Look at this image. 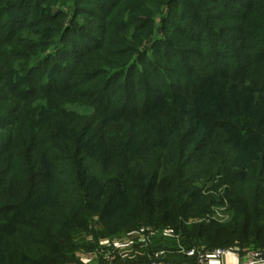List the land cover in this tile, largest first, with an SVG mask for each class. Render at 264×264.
Returning a JSON list of instances; mask_svg holds the SVG:
<instances>
[{"label":"trees","instance_id":"trees-1","mask_svg":"<svg viewBox=\"0 0 264 264\" xmlns=\"http://www.w3.org/2000/svg\"><path fill=\"white\" fill-rule=\"evenodd\" d=\"M35 1L0 6L14 23L0 26L1 45L30 26ZM123 1L87 0V24L73 9L66 32L49 30L44 56L31 45L15 77L0 62V264L70 262L85 235L104 237L95 225L169 224L207 250L264 247V76L249 77L264 70V0H146V16L114 22ZM156 16L163 36L134 56L116 31L149 34ZM101 56L118 60L100 66ZM238 89L237 107L226 100ZM198 129L203 143L192 145ZM216 181L225 198L196 186ZM206 195L226 199L232 220L186 227L205 215L194 204Z\"/></svg>","mask_w":264,"mask_h":264},{"label":"rangeland","instance_id":"rangeland-1","mask_svg":"<svg viewBox=\"0 0 264 264\" xmlns=\"http://www.w3.org/2000/svg\"><path fill=\"white\" fill-rule=\"evenodd\" d=\"M151 1H159V0H151ZM161 2H163L164 0H160ZM188 1V0H187ZM23 0H0V6H8L10 8H13V10H15L16 12L21 9V11L25 8V7H20L22 4ZM39 6H38V10L36 11V13L33 15L32 19V23H30V26L28 24V26H17L15 25L14 30H19L20 32L18 33V36L16 38H14L13 41H4L2 42V45L0 44V62L1 61H7V71H12L11 76H16L17 75V70L20 68V64L21 63H25L27 62L29 56L31 55V52L34 50L32 49L31 45H36L35 49L40 50L41 52L38 54L40 56H44L48 51V47L45 45L47 43L48 37L47 34L50 33L49 30H55L57 31V33L60 31H65L66 32V28L68 27L70 23L69 20L74 19V10L76 8V21L81 24L82 22L84 24L88 23V18L86 13L87 12H92V8L91 5H89V1L87 2V0H81L80 4L77 5V0H41L39 2V0L35 1ZM139 0H125L123 1V3H119L117 5L116 10V16L114 18H116L115 20H113L114 22H121V21H126L127 17H131V18H143L144 16H146L145 14H147V10H145V6L147 5H151L153 4V2L146 1V0H142L141 2H139ZM35 3V4H36ZM25 6V5H24ZM74 9V10H73ZM58 10H64L66 12L65 17L60 18V19H55L51 17H48V20L50 19L49 22L47 21H43V17L41 15H46V14H52V12L58 11ZM143 12V14H141V12ZM16 15V14H15ZM14 15V17H15ZM130 15V16H129ZM21 17V14H20ZM159 16L154 17L155 21L153 22L152 25V32H150L149 34L147 33L149 30L147 28H145V32L143 30V32H141V29H138L137 31L134 29H121V31H116L122 38H124L126 40V42L131 43L133 45H135V53L133 54L134 56L137 54V52H141L144 49L148 48L149 45L155 40V38L158 37H162L163 34H161V32L158 30V26L160 25L159 20H158ZM151 18V17H149ZM157 18V19H156ZM47 22V23H46ZM118 22V24H119ZM13 22L12 20H6L0 17V26L3 28L4 32H7L9 30V28L11 26H13ZM71 38H74L72 36H70ZM52 39V38H51ZM50 39V40H51ZM49 40V41H50ZM48 41V42H49ZM7 42V43H6ZM40 45V46H38ZM36 54V55H37ZM106 55H109L108 51H106L105 53ZM63 60V59H62ZM67 59L63 60V63L66 62ZM98 63H100V66H105L107 65V62H113L114 60H118L115 59L113 57H105V56H101L99 57V59H97ZM132 61V58H131ZM257 68H252V73L249 75L250 79L254 78H260L264 76V70H259ZM264 68V66H263ZM1 76V73H0ZM249 79H246L245 81H242L244 85H247V81ZM235 84H237L236 82H234ZM2 85V84H0ZM214 87V84H213ZM242 93H241V89H238L237 91H234L233 95L229 94L226 102L229 103L230 105L236 103L237 107L240 106V104L244 103L245 100L242 99ZM16 102V101H15ZM7 101H5L3 99V97L1 96L0 93V107L3 106H8ZM22 105V104H21ZM245 105V104H244ZM243 106V104H242ZM248 111H251L250 109H248ZM191 124H194L196 126V117H194V115L191 117L190 121ZM200 130L198 129L197 133H193L194 135L192 136L193 138V144H199L202 145L203 141H200ZM217 150L219 149H215V151L213 152H217ZM220 180V177H218V180ZM213 182V183H207L208 185H197L196 186L199 188L201 187V193L202 195L205 194H215L216 191V195L218 197H224L226 194L229 193V187L227 185H214L217 183ZM215 188H217L215 190ZM204 189V190H203ZM206 198L207 200L204 199V202H195L194 207L196 208V212L197 213H205V215L203 217H199V218H191L189 220H187L185 223L186 227H190L195 223H200L203 220L206 221H216V222H220L222 224H228L230 223V220H232L231 217V213L230 210L228 208V204L226 203V199H224L222 202H213L210 201L208 198H210V196H207ZM225 198V197H224ZM203 210V211H202ZM202 211V212H201ZM95 231L96 232H103L105 235H103V238H94L93 235L87 234L85 235L82 239L79 240L78 242V249L76 250V252L74 253V260L67 262L65 264H74L77 262L78 260V256L79 255H89L90 252L101 249L102 246L104 245H109L110 247H112L113 249H118L119 247H123L126 243H128L130 241V239L132 238H136V240L138 239V234H140V238H139V242L137 241V244H141V246H147V248L152 245V238L149 237V234H151V230L153 231H163V234L161 235V239L163 240H169V242H171V240L176 244V248L178 251H180V253H187L189 251H193L194 252V256H187V258L191 259L193 263H197L198 262V256L199 254H203L206 252H212L214 250H229V251H233V252H246V251H255L260 249L259 247H256L255 243H249L250 245L248 246H242L239 241H235L232 242V244L230 245H221V247H216L214 249L211 250H207L202 244H188L185 239H183L180 230H176L175 227H172L171 225H167L166 227H162V228H155L152 225H141L138 226L137 228H128V229H124L122 232L119 233H108L103 227H101L100 225L97 226L95 225ZM149 233V234H148ZM136 235V236H134ZM184 240V242H183ZM224 240V238H223ZM141 241V242H140ZM166 244H169L168 242H165ZM185 256V257H186Z\"/></svg>","mask_w":264,"mask_h":264},{"label":"crops","instance_id":"crops-1","mask_svg":"<svg viewBox=\"0 0 264 264\" xmlns=\"http://www.w3.org/2000/svg\"><path fill=\"white\" fill-rule=\"evenodd\" d=\"M160 234H163V231L151 230L149 237L152 238V245L148 248L136 243L140 238V234H138L137 240L134 237L118 249L104 245L101 249L90 252L89 255H79L74 264H195L187 258L185 253H180L177 250L176 244L172 240L171 242L165 241L160 238ZM259 250L262 251L264 257V247ZM155 254H159V256L156 258ZM250 254L248 251L230 252L219 260L209 257L205 264H247L251 260ZM257 264H264V262Z\"/></svg>","mask_w":264,"mask_h":264},{"label":"built area","instance_id":"built-area-1","mask_svg":"<svg viewBox=\"0 0 264 264\" xmlns=\"http://www.w3.org/2000/svg\"><path fill=\"white\" fill-rule=\"evenodd\" d=\"M230 252H233V251H229V250H214L212 252H206V253H203V254H199L198 262L196 264H205L207 262V260L209 259V257H213V258L219 260L223 256H225L226 254H228ZM249 252L251 253L250 254L251 260L247 264H257V263L264 262V257H263V253H262L261 250L258 249V250L249 251ZM186 255L187 256H194V252L193 251H189V252L186 253ZM158 256H159V254H155L156 258Z\"/></svg>","mask_w":264,"mask_h":264}]
</instances>
